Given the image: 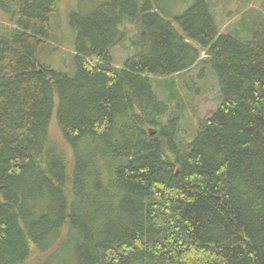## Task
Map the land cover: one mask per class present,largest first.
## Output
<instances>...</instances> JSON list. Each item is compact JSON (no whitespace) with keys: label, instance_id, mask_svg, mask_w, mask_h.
<instances>
[{"label":"trees","instance_id":"16d2710c","mask_svg":"<svg viewBox=\"0 0 264 264\" xmlns=\"http://www.w3.org/2000/svg\"><path fill=\"white\" fill-rule=\"evenodd\" d=\"M59 1L0 0V264H264V6L242 39L209 0H78L68 73L36 58ZM198 63L220 102L188 132Z\"/></svg>","mask_w":264,"mask_h":264},{"label":"rangeland","instance_id":"374dc122","mask_svg":"<svg viewBox=\"0 0 264 264\" xmlns=\"http://www.w3.org/2000/svg\"><path fill=\"white\" fill-rule=\"evenodd\" d=\"M194 0H175L164 4L166 7L167 18H171L173 23L176 21L173 19L176 15L188 8ZM211 2V8L214 12L215 22L223 32H230L235 35L233 29L240 31V38L245 39L249 35L246 34V30H242L240 25L241 16L245 13H249L250 17L254 13H258L264 6V0H209ZM78 0H60L58 11L50 16V34L49 36L39 44L36 58L40 64L49 66L57 70H64L68 73L73 71V56H74V42L75 34L70 27L68 21V13L71 9L76 8ZM256 11H250V9ZM264 10V9H263ZM4 15V16H3ZM12 22L9 20L3 11L0 9V25H6ZM7 28L3 31H10ZM0 30V31H2ZM128 30H131L128 29ZM132 31L127 33L130 36ZM134 46L132 45L130 38H126L120 44H117L110 50L112 57V63L117 67L122 68L124 60L127 56L132 54ZM192 78V82L190 79ZM185 79L190 83L191 90L196 93H186L183 95V101H190L192 108L187 109V121L186 126L188 132L193 127L192 109H195L196 113L200 117L207 116L212 110L216 108L220 102V87L215 72L210 65L202 68V64L198 63L194 66L189 74L185 75ZM193 91V92H194ZM52 136L56 139L60 138L57 126L53 124L50 128Z\"/></svg>","mask_w":264,"mask_h":264}]
</instances>
